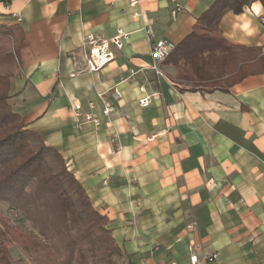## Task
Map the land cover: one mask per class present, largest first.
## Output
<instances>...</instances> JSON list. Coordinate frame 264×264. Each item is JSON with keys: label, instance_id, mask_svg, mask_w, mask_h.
Masks as SVG:
<instances>
[{"label": "crops", "instance_id": "1", "mask_svg": "<svg viewBox=\"0 0 264 264\" xmlns=\"http://www.w3.org/2000/svg\"><path fill=\"white\" fill-rule=\"evenodd\" d=\"M214 1L140 0L132 9L127 0H0V23L22 32L8 103L62 155L125 264H190L194 242L199 257L216 254L209 264H264V74L203 92L177 83L164 61L163 76L149 67L151 46L174 47ZM257 3L227 12L219 28L228 43L264 54ZM118 30L122 47L90 71L88 41ZM76 106L99 125L77 126Z\"/></svg>", "mask_w": 264, "mask_h": 264}, {"label": "trees", "instance_id": "2", "mask_svg": "<svg viewBox=\"0 0 264 264\" xmlns=\"http://www.w3.org/2000/svg\"><path fill=\"white\" fill-rule=\"evenodd\" d=\"M253 2L264 7V0H215L200 15L164 60L177 83L191 91L227 90L262 72L261 49L232 45L219 28L224 14H239ZM13 27L0 25V35L18 30L16 51L0 61V202L21 212L37 233H22L0 219V264H26L13 259L11 246L26 253L30 264H119L124 254L107 228V217L93 208L62 155L21 125L8 103L22 38L21 29Z\"/></svg>", "mask_w": 264, "mask_h": 264}, {"label": "built area", "instance_id": "3", "mask_svg": "<svg viewBox=\"0 0 264 264\" xmlns=\"http://www.w3.org/2000/svg\"><path fill=\"white\" fill-rule=\"evenodd\" d=\"M104 2H108L110 4H113L114 2H117L119 0H100ZM129 3V6L133 9L138 7L140 0H127ZM180 9L179 5L176 4L174 10L172 13H175ZM134 16L137 17L138 13H134ZM147 36H151L149 31H146ZM125 37V34L118 30L116 35L110 39L109 41H97V40H89L88 41V54H87V62L89 66L90 71H96L100 68H102L105 64L110 62L114 55L111 51V47H116L120 49L122 47V39ZM173 49V46L171 44H167L164 41L156 42L151 46V64L150 69L157 75V76H163L164 73L161 68V62L165 60V58L168 56L170 51ZM262 73L264 74V66L262 68ZM139 104L141 106H147L148 105V99L143 98L139 101ZM88 106L90 109L94 108L93 103L89 102ZM80 109V106L75 107L76 116L80 117V121L77 122V126L80 125V123L84 122H92L95 125H99V118L95 114H85L81 118V114H79L78 110ZM111 107L106 104L105 108L103 109V115L107 116L111 112ZM189 228L192 227V225L188 226ZM202 250V244L200 242H194L190 244L189 246V262L190 264H209L213 262L216 259V254H202L200 257L197 255V252ZM167 264H177L174 261H169Z\"/></svg>", "mask_w": 264, "mask_h": 264}, {"label": "rangeland", "instance_id": "4", "mask_svg": "<svg viewBox=\"0 0 264 264\" xmlns=\"http://www.w3.org/2000/svg\"><path fill=\"white\" fill-rule=\"evenodd\" d=\"M2 26L13 27L14 25L2 24ZM14 28V27H13ZM11 35H0V61L4 63V57L6 53H11L12 55L16 51L17 48V39H18V30L12 29V33L8 32ZM2 67L0 66V70ZM2 71H0L1 73ZM0 219L3 222H7L11 227L18 228L22 231V233L33 232L37 233V230L34 229L30 221L25 220L24 215L21 212H15L8 204L4 202H0ZM9 252L14 260L24 259L26 264H30L28 262V258L26 257V253H23L20 249L18 250L16 246H11L9 248ZM46 264V263H45ZM119 264H125V262L121 259L119 260Z\"/></svg>", "mask_w": 264, "mask_h": 264}, {"label": "clouds", "instance_id": "5", "mask_svg": "<svg viewBox=\"0 0 264 264\" xmlns=\"http://www.w3.org/2000/svg\"><path fill=\"white\" fill-rule=\"evenodd\" d=\"M259 6H260L259 3H257L256 5H254V7H257V8H258Z\"/></svg>", "mask_w": 264, "mask_h": 264}]
</instances>
